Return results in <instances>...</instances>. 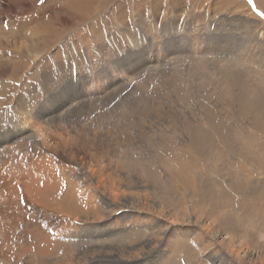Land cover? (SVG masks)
Listing matches in <instances>:
<instances>
[{"label": "rangeland", "instance_id": "1", "mask_svg": "<svg viewBox=\"0 0 264 264\" xmlns=\"http://www.w3.org/2000/svg\"><path fill=\"white\" fill-rule=\"evenodd\" d=\"M215 24L228 34L218 36ZM261 32L264 0H0V62L39 55L33 71L28 61L0 76V129L15 116L17 96L32 102L31 84L44 108L37 112L47 113L21 148L0 149V264H59L89 247V225L121 214L130 194L177 203L180 222L199 233L211 224L210 235L238 247L236 258L216 246L232 264H264V62L250 51L262 46ZM151 59L158 65L145 80L121 85ZM44 71L55 73L52 92ZM178 159L180 172L165 175L161 164L176 169ZM146 170L174 194L156 190ZM113 195L106 209L101 199ZM130 238L109 244L129 246ZM182 250L177 264H212L201 249Z\"/></svg>", "mask_w": 264, "mask_h": 264}, {"label": "bare ground", "instance_id": "2", "mask_svg": "<svg viewBox=\"0 0 264 264\" xmlns=\"http://www.w3.org/2000/svg\"><path fill=\"white\" fill-rule=\"evenodd\" d=\"M168 26H171V25H168ZM215 26H216L215 33H219L218 36L228 34V31L226 28L219 30L217 27V24H215ZM140 29L142 30L143 33H146L147 31H149L147 28L143 27L142 25H140ZM225 32L227 33L225 34ZM258 36L260 37L262 41L261 43L263 47L261 46V44H259L258 46H255L254 49L250 48V51L252 50L251 51L252 56L255 57L256 55H259L261 59L263 58L262 61L264 62V45H263L264 44V33L261 32ZM181 38H182L181 40L182 42L188 43L187 39H184V37H181ZM4 46L5 45L0 43L1 52L4 51L3 50L5 49ZM168 46H171L170 41H168L167 43V47ZM135 55H137L139 59H141L139 60L138 63H145L143 59L141 58L142 57L141 53L136 52ZM38 56H39L38 53L36 54L31 53L28 56V61H29L28 64H30V67H31L30 71H33V69L36 67V62H39V60L35 59ZM22 58L24 57L19 56V55L13 56L12 54H10V57L7 58V54H6L5 62H0V76L3 77L7 75V73L9 72L12 73V71L18 70L20 67L25 68L24 66H26L27 64H25L26 61L23 62ZM21 68L19 71H21ZM123 68L124 67L122 66L120 67V65H116L115 71H119V74L122 75L121 71ZM66 73L67 71L64 70L60 74L64 75ZM14 74L16 75V73ZM14 74H11V75L14 76ZM53 74L55 75L54 71L48 72V74L45 71L42 73V78L44 80V86H46L45 89L49 92H52V89H54L55 87V86L53 87L54 84L52 83ZM4 79L12 80L10 77L4 78ZM119 81L120 80H118L117 82ZM73 82H75V80H73ZM30 87L31 89L28 90V92L31 91L29 96L33 95L31 99L32 102H29V97L27 99V95H22L21 93L19 96H17L18 101L16 102V104L19 106V108L12 109L14 110L15 116L10 117V121L9 123L5 124L6 128L4 130L0 129V145L2 146L0 149H3L4 147H7V146L9 147L10 145H15L13 147L19 148L21 139H23L26 135L28 136L30 132H34L37 128L39 129L40 128L39 125L45 121L46 117L44 116L47 113L37 112L38 109L39 110L44 109L41 107L42 106L41 104L38 107V104L36 103L37 96L35 94V91H36L37 85L31 84ZM0 89L6 92L5 85L0 86ZM178 90L181 91L180 88ZM62 103L64 105L66 104L64 99H62ZM36 107L38 108L36 109ZM201 141L202 139L200 141L198 140L199 143ZM200 144L202 145V143ZM196 146L197 145L195 144V146H191V148L192 147L196 148ZM163 158H165V156ZM179 161L180 160L178 159V161L174 162L176 169H173V168L171 169L167 165L166 162L165 164H161L162 168L165 169L164 170L166 172L165 175L169 176L171 174V176H174L177 173V171L180 172V167L177 165ZM166 165L168 167H166ZM14 167H15L16 172L20 170V167L15 164H14ZM132 167H134V165ZM15 173L11 174L10 177H12ZM145 175L153 176L152 177L153 183L157 185V187L155 188L156 190H161L164 186H166L165 191L164 190L163 191L166 192L168 190L169 194L170 193L174 194L173 190L167 189L168 181L167 180L165 181V177L163 181H160L161 177L160 178L158 177L159 174L157 173L153 174L147 170L145 171ZM158 179L160 182H158ZM6 181L8 180L6 179ZM145 181L149 182L147 178L144 179L143 181H138V179L136 178V183L141 186H144V184L146 183ZM0 182H2L1 184H3V182L5 181H0ZM101 182L100 181L98 182L97 184L98 188H101V187L103 188L104 184L103 182L102 183ZM123 184H121V186ZM150 188L152 189L153 187L150 186ZM105 191H107L106 188H105ZM186 198L187 196L185 197V199ZM115 201H116L115 195H113L111 198L104 197V199H101V202L104 203V205L106 206V209H109V210L113 208ZM167 201L169 200L164 199V202L169 205L161 204L158 200L151 198L149 197V195L147 196L145 194L144 195L130 194V197H128L127 199L123 197L120 200V204L125 210L118 216L116 215V212L113 214L111 212L110 214L102 218L100 216V219L96 220L97 223L99 224H96V225L94 224V226L89 225L90 230L92 231V234H93L92 236H94V238H90L87 235L88 240L87 242L83 244H88L90 246L84 249H81V251L79 250L75 252L73 251V253L71 254L63 255L59 259V264H165L167 261H169V264H177L179 260L176 261L175 258H178L179 255H181L183 251L182 247L185 244H189V246L193 248L194 250L201 249L202 250L201 253L205 251L204 254H206L208 258L211 259V261L210 260L209 261L212 264H232L233 260L227 256L230 254L231 256L234 255L236 258L239 257L236 255L238 247L237 246L234 247L233 244L229 245L228 242L232 243V241L229 238L218 237V239H215L212 236V234L210 235L211 232L209 233V230L210 228H212L211 224L209 226L202 225L198 229L200 231H203L200 233L194 229H190V228H194L193 226L187 227L184 224H182L180 222V219L178 218L179 216L178 212H176L177 210L175 209V207H177L178 204L173 203L171 201H169L168 203ZM168 207L172 210V212L168 209ZM170 219L174 221V224L170 228L169 227L164 228L162 223L163 222L165 223L166 221L169 222ZM110 220L112 221L110 222ZM148 231L152 234L150 237L143 236L142 239H139L137 237L138 233L144 234V233H147ZM122 234H124L125 236L127 234H131V238L132 239L134 238V241L131 243V245L119 247L117 245L109 244V242L111 241V238H114ZM215 235H218V232H216ZM225 239H228V241H226ZM102 241H107V242L102 243ZM94 242H100L101 244H97L96 246L92 247L91 243H94ZM221 244H224V246L226 247L228 246L227 249H230V253L228 251L226 255L225 253L221 252L224 255H221V254H220L221 256L218 255L217 254L218 250L216 249V246L220 247ZM45 262L49 264V263H52V260H50L49 258Z\"/></svg>", "mask_w": 264, "mask_h": 264}, {"label": "crops", "instance_id": "3", "mask_svg": "<svg viewBox=\"0 0 264 264\" xmlns=\"http://www.w3.org/2000/svg\"><path fill=\"white\" fill-rule=\"evenodd\" d=\"M228 26H229V23L227 24V28H228ZM239 35H240V34H239ZM230 37L233 39V40L230 39V43H231V42L234 41V38H233V34H232V33H231ZM225 40H227V38H226ZM218 41H222V40L219 39ZM244 43H245V41H244ZM218 45H220V44H218ZM239 45H240V44H239ZM220 46H223V45H220ZM231 49H233V48H231ZM246 51H249L248 47H247V49H246L244 52H246ZM234 54H235V53H234ZM235 55L238 56L237 54H235ZM243 55H246V54L243 53ZM241 56H242V55H241ZM243 59H246V58H243Z\"/></svg>", "mask_w": 264, "mask_h": 264}, {"label": "snow or ice", "instance_id": "4", "mask_svg": "<svg viewBox=\"0 0 264 264\" xmlns=\"http://www.w3.org/2000/svg\"><path fill=\"white\" fill-rule=\"evenodd\" d=\"M252 2V0H249V3H251Z\"/></svg>", "mask_w": 264, "mask_h": 264}]
</instances>
